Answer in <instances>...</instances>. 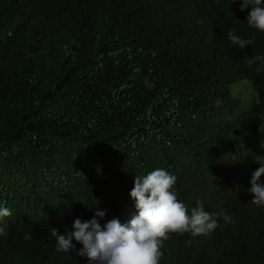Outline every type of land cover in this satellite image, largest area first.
Listing matches in <instances>:
<instances>
[{
	"label": "trees",
	"instance_id": "16d2710c",
	"mask_svg": "<svg viewBox=\"0 0 264 264\" xmlns=\"http://www.w3.org/2000/svg\"><path fill=\"white\" fill-rule=\"evenodd\" d=\"M205 4L0 0V204L20 238L0 264H87L50 230L96 208L133 215L136 174L160 167L189 209L235 221L166 245L160 264H264V212L244 192L264 149V72L246 60L264 55V34L201 54L188 19ZM247 81L252 99L234 92Z\"/></svg>",
	"mask_w": 264,
	"mask_h": 264
},
{
	"label": "clouds",
	"instance_id": "9594fccd",
	"mask_svg": "<svg viewBox=\"0 0 264 264\" xmlns=\"http://www.w3.org/2000/svg\"><path fill=\"white\" fill-rule=\"evenodd\" d=\"M188 30L189 41L206 56L215 59L227 56L228 52L222 48L225 42L244 50L259 33L264 34V0H210V4L195 6L188 19ZM246 63L249 67L258 65L256 71L264 72V55L252 56ZM262 151L247 171L244 191L246 201L257 212H264ZM176 183L177 177L163 167L136 174L130 191L136 210L133 215L108 221L107 210L96 208L90 220L74 217L72 230L66 234L50 230L57 251H76L87 259V264H160L161 250L166 245L187 238L185 235L193 238L210 235L221 221L235 223L228 213L214 215L206 211L203 203L189 209L179 200ZM10 215L11 209L0 204V247L5 245L17 251L20 238L8 234ZM73 241L82 247L77 249Z\"/></svg>",
	"mask_w": 264,
	"mask_h": 264
},
{
	"label": "rangeland",
	"instance_id": "374dc122",
	"mask_svg": "<svg viewBox=\"0 0 264 264\" xmlns=\"http://www.w3.org/2000/svg\"><path fill=\"white\" fill-rule=\"evenodd\" d=\"M235 94H238L239 96L245 98V99H252L253 93L251 89V85L248 82H244L243 84H240L236 87H234ZM257 97V95H256Z\"/></svg>",
	"mask_w": 264,
	"mask_h": 264
}]
</instances>
